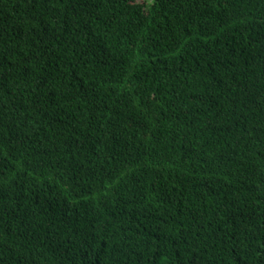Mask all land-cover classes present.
Wrapping results in <instances>:
<instances>
[{"label": "trees", "instance_id": "obj_1", "mask_svg": "<svg viewBox=\"0 0 264 264\" xmlns=\"http://www.w3.org/2000/svg\"><path fill=\"white\" fill-rule=\"evenodd\" d=\"M0 264H264V0H0Z\"/></svg>", "mask_w": 264, "mask_h": 264}, {"label": "bare ground", "instance_id": "obj_2", "mask_svg": "<svg viewBox=\"0 0 264 264\" xmlns=\"http://www.w3.org/2000/svg\"><path fill=\"white\" fill-rule=\"evenodd\" d=\"M120 147H121V146H120ZM131 162H132V161H131ZM131 164H132V163H131ZM122 165H123V164H122ZM120 168H121V167H120ZM136 173H137V172H136ZM136 173H135V174H136Z\"/></svg>", "mask_w": 264, "mask_h": 264}]
</instances>
